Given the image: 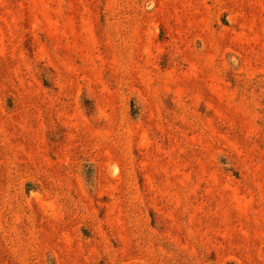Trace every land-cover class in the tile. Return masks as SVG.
Wrapping results in <instances>:
<instances>
[{
  "label": "rangeland",
  "instance_id": "374dc122",
  "mask_svg": "<svg viewBox=\"0 0 264 264\" xmlns=\"http://www.w3.org/2000/svg\"><path fill=\"white\" fill-rule=\"evenodd\" d=\"M0 264H264V0H0Z\"/></svg>",
  "mask_w": 264,
  "mask_h": 264
}]
</instances>
